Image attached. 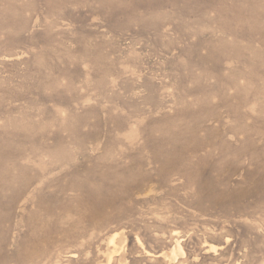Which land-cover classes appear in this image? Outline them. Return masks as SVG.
I'll use <instances>...</instances> for the list:
<instances>
[{
  "label": "rangeland",
  "instance_id": "374dc122",
  "mask_svg": "<svg viewBox=\"0 0 264 264\" xmlns=\"http://www.w3.org/2000/svg\"><path fill=\"white\" fill-rule=\"evenodd\" d=\"M0 264H264V0H0Z\"/></svg>",
  "mask_w": 264,
  "mask_h": 264
},
{
  "label": "bare ground",
  "instance_id": "6f19581e",
  "mask_svg": "<svg viewBox=\"0 0 264 264\" xmlns=\"http://www.w3.org/2000/svg\"><path fill=\"white\" fill-rule=\"evenodd\" d=\"M137 2H138V1H137ZM158 3H159V2H158ZM162 6H163V5H162ZM85 187H86V186H85ZM179 250L182 251L180 244H177V247H176V249H175V252L173 251L174 256H175V253L177 254V251H178V253H179ZM182 252H183V251H182Z\"/></svg>",
  "mask_w": 264,
  "mask_h": 264
}]
</instances>
